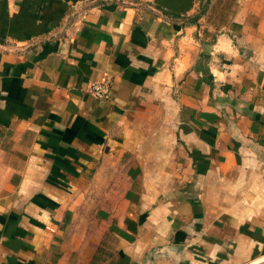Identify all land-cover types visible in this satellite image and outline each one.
<instances>
[{
	"label": "crops",
	"instance_id": "1",
	"mask_svg": "<svg viewBox=\"0 0 264 264\" xmlns=\"http://www.w3.org/2000/svg\"><path fill=\"white\" fill-rule=\"evenodd\" d=\"M0 264H264V0H0Z\"/></svg>",
	"mask_w": 264,
	"mask_h": 264
},
{
	"label": "built area",
	"instance_id": "2",
	"mask_svg": "<svg viewBox=\"0 0 264 264\" xmlns=\"http://www.w3.org/2000/svg\"><path fill=\"white\" fill-rule=\"evenodd\" d=\"M111 86L112 80L109 77L94 79L88 82V91L96 100H106L110 96Z\"/></svg>",
	"mask_w": 264,
	"mask_h": 264
}]
</instances>
